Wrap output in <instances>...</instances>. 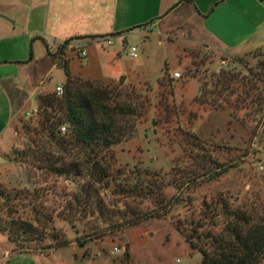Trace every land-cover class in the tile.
Segmentation results:
<instances>
[{
  "label": "rangeland",
  "instance_id": "1",
  "mask_svg": "<svg viewBox=\"0 0 264 264\" xmlns=\"http://www.w3.org/2000/svg\"><path fill=\"white\" fill-rule=\"evenodd\" d=\"M6 1L12 2V8H20L19 0ZM18 13L24 23L27 14ZM183 14L188 16V11L181 8L175 16ZM255 15L257 22L262 19L264 23V3L258 2ZM0 16L2 23L10 20L7 16ZM133 30L123 39L110 37L112 45L103 42L104 38L94 41L73 39L70 42V45L86 51L84 57L73 53L70 61L73 75L119 85V89L127 91L131 98L137 97L138 105L142 107L136 119L134 138L110 149L115 167L131 172V177L135 171L165 175L173 166L192 168L189 156L196 155L197 151L223 163L227 172L220 178L205 180L199 186L189 185L188 190L181 192L183 201L171 211L172 218H197L205 212V202H214L228 187L250 191L252 181L249 177L264 173V116H246L242 110L237 112V118H232L227 105H232L235 97L226 101L224 110L198 106L193 99L202 85L210 88L211 75L221 66L226 69L235 67L245 74L246 68L256 65L257 60L252 54L241 56V59L221 53L216 45L199 39L196 26L173 28L165 34H158L153 29L146 32ZM7 42L2 44L4 49L0 50V58L6 53L12 57L21 51L16 42L10 46ZM260 48L264 50V47ZM234 60L240 65H233ZM164 70L166 76H163ZM174 73L180 76L177 78ZM39 75L35 73L38 82L43 80L42 89L47 87L44 92L55 91L65 79L60 67H55L46 77ZM158 81H162L163 86ZM9 90L7 88V94L13 100L0 92V133L3 131L0 134V216L4 220L33 219L29 210L30 205L35 204L44 207L43 213L52 214V223L49 230L38 225V234L25 240L21 246L10 241L6 231L0 230V264H201L202 255L190 248L170 219H151L98 239L91 235L90 229L83 232L62 219L60 211L65 193L74 191L73 183L23 166L15 160V153L27 143L19 121L35 125L37 117L26 120L24 115L37 104L35 98H31L20 109L19 114H22L10 125V115L18 110L21 94L14 95L13 89ZM165 102L170 106L171 114L164 109ZM165 192L168 195L175 193L173 188ZM138 201L141 200H135ZM135 202L132 208L136 207ZM148 204L143 200L140 207ZM204 223L201 228L204 232L218 231L222 225L220 222L214 226L208 219ZM42 225H46L44 221ZM260 264H264V257Z\"/></svg>",
  "mask_w": 264,
  "mask_h": 264
},
{
  "label": "trees",
  "instance_id": "2",
  "mask_svg": "<svg viewBox=\"0 0 264 264\" xmlns=\"http://www.w3.org/2000/svg\"><path fill=\"white\" fill-rule=\"evenodd\" d=\"M86 38L100 37H74L52 47L43 40L51 61L63 69V93L58 95L56 91L42 89L36 94L34 117L38 119L35 125L19 121L27 143L15 153V160L46 175L71 181L75 189L65 193L60 211L62 219L83 232L90 229L95 239L151 219H170L190 248L202 255L201 264H260L264 257V173L249 177L250 191L228 187L214 202H205V212L197 218H172L171 211L183 201L182 191L188 190L189 185L199 186L205 180H216L227 169L201 151L189 156L192 168L173 166L165 175L135 171L131 177V172L115 167L110 149L134 138L136 119L142 107L137 97L131 98L119 85L73 75L70 69L73 53L81 55L79 50L68 49V45L73 39ZM251 54L257 60L256 65L246 68L245 74L235 67L221 66L211 75L210 88L202 85L193 103L224 110L226 101L235 97L232 105H227L232 118H237V112L242 110L246 116L262 118L264 50L257 49L244 57ZM233 65L240 64L234 60ZM166 74L164 70L163 76ZM158 84L163 86L162 81ZM164 109L170 112L166 102ZM61 127H66L65 133L61 132ZM169 188L175 193L166 194ZM136 199L141 201L136 203ZM143 200L149 204L141 208ZM134 202L136 207L132 208ZM37 206L30 205L29 214L33 219L4 220L0 216V230L7 232L10 241L21 246L38 234V225L49 230L52 214L43 213L44 207ZM207 219L214 226L222 223L218 231L201 230ZM42 221L46 225H42Z\"/></svg>",
  "mask_w": 264,
  "mask_h": 264
},
{
  "label": "crops",
  "instance_id": "3",
  "mask_svg": "<svg viewBox=\"0 0 264 264\" xmlns=\"http://www.w3.org/2000/svg\"><path fill=\"white\" fill-rule=\"evenodd\" d=\"M258 2L264 0H19L20 8L14 9L12 2L0 0V15L10 19L0 22V50L4 42L10 46L22 38L16 42L19 54L0 58V92L10 97L7 88L12 86L14 95L21 94L10 125L25 103L42 90L43 80L38 82L35 73L46 77L57 67L43 40L52 47L73 37L123 39L133 29L165 34L173 28L196 26L201 41L237 58L264 47V23L257 22L255 15ZM181 8L188 16H175ZM18 12L27 14L24 23Z\"/></svg>",
  "mask_w": 264,
  "mask_h": 264
},
{
  "label": "built area",
  "instance_id": "4",
  "mask_svg": "<svg viewBox=\"0 0 264 264\" xmlns=\"http://www.w3.org/2000/svg\"><path fill=\"white\" fill-rule=\"evenodd\" d=\"M103 38H104L103 42H105L107 45H112L113 44L112 38H110V37H103ZM103 38H101V39H103ZM101 39H99V40H101ZM68 49H70V50L71 49L72 50H78L79 49L80 55L83 56V57L86 56V51L83 48H81V49L80 48H76V47H74V46L69 44L68 45ZM174 76L178 78L180 75L178 73H174ZM55 91H56V93L58 95L62 94L63 93L62 86H57L55 88ZM36 113H37V107L35 109L31 110V111L26 112L25 115H24V118L26 120H29V119L33 118L36 115ZM60 130H61L62 133H65L66 132V127H61ZM259 168L262 170L263 166L261 165Z\"/></svg>",
  "mask_w": 264,
  "mask_h": 264
},
{
  "label": "water",
  "instance_id": "5",
  "mask_svg": "<svg viewBox=\"0 0 264 264\" xmlns=\"http://www.w3.org/2000/svg\"><path fill=\"white\" fill-rule=\"evenodd\" d=\"M0 159L2 160V158L0 157Z\"/></svg>",
  "mask_w": 264,
  "mask_h": 264
}]
</instances>
